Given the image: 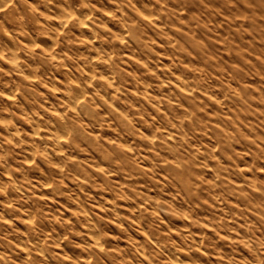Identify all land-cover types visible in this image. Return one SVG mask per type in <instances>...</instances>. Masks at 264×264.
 <instances>
[{
	"label": "clouds",
	"instance_id": "1",
	"mask_svg": "<svg viewBox=\"0 0 264 264\" xmlns=\"http://www.w3.org/2000/svg\"><path fill=\"white\" fill-rule=\"evenodd\" d=\"M0 264H264V0H0Z\"/></svg>",
	"mask_w": 264,
	"mask_h": 264
}]
</instances>
